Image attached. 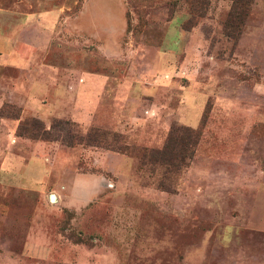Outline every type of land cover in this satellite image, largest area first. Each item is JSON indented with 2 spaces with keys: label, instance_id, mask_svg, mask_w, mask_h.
<instances>
[{
  "label": "rangeland",
  "instance_id": "1",
  "mask_svg": "<svg viewBox=\"0 0 264 264\" xmlns=\"http://www.w3.org/2000/svg\"><path fill=\"white\" fill-rule=\"evenodd\" d=\"M0 264H264V0H0Z\"/></svg>",
  "mask_w": 264,
  "mask_h": 264
},
{
  "label": "crops",
  "instance_id": "2",
  "mask_svg": "<svg viewBox=\"0 0 264 264\" xmlns=\"http://www.w3.org/2000/svg\"><path fill=\"white\" fill-rule=\"evenodd\" d=\"M51 13H41L40 15H39V17H37V16H33V15H30V16H32V17H34L35 18V20H37V19H39V21L38 22H40V23H50L51 21V17H49V15H50ZM52 23V22H51ZM14 54L16 55V56H18L19 54L17 53V52H14Z\"/></svg>",
  "mask_w": 264,
  "mask_h": 264
},
{
  "label": "water",
  "instance_id": "3",
  "mask_svg": "<svg viewBox=\"0 0 264 264\" xmlns=\"http://www.w3.org/2000/svg\"><path fill=\"white\" fill-rule=\"evenodd\" d=\"M50 200H51L52 202H55V197H54V195H51V196H50Z\"/></svg>",
  "mask_w": 264,
  "mask_h": 264
}]
</instances>
